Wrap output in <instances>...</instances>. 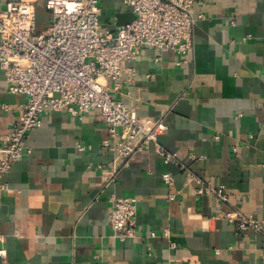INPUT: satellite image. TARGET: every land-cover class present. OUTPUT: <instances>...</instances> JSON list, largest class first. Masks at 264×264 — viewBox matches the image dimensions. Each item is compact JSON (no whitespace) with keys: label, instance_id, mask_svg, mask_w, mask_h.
Wrapping results in <instances>:
<instances>
[{"label":"crops","instance_id":"1","mask_svg":"<svg viewBox=\"0 0 264 264\" xmlns=\"http://www.w3.org/2000/svg\"><path fill=\"white\" fill-rule=\"evenodd\" d=\"M32 1L40 24L48 23L45 0ZM100 7L110 29L134 19L123 0H100ZM193 9L204 17L187 62L143 48L126 63L134 82L115 93L137 103L140 116L166 124L158 141L185 167L164 163L151 146L111 177L107 125L97 112L44 114L25 138L31 152L2 178L0 264H264V229L238 230L226 217L233 210L264 216V0H195ZM9 85L0 69V145L27 99ZM189 173L223 185L227 200L197 193ZM112 196L136 198L135 237L114 234ZM164 228L169 237L148 235Z\"/></svg>","mask_w":264,"mask_h":264},{"label":"built area","instance_id":"2","mask_svg":"<svg viewBox=\"0 0 264 264\" xmlns=\"http://www.w3.org/2000/svg\"><path fill=\"white\" fill-rule=\"evenodd\" d=\"M123 2L135 18L115 29L101 25L100 0H45L49 14L46 24H40L32 0H9L0 8V69L10 83L9 91L27 98L18 120L2 138L0 188L6 186L2 178L11 165L31 152L24 143L28 132L41 124L44 114L55 111L77 118L92 111L98 113L107 125L102 146L112 154L111 177L133 154L151 146L164 163L185 167L175 152L158 141L166 124L140 116L137 103L126 102L115 93H120L124 84L134 82L136 71L126 63L137 60L143 48L171 50L180 57L177 64L187 62L194 28L204 14L194 11L195 0ZM76 147L90 148L81 142ZM163 179L172 184L170 175L165 174ZM188 180L200 184L197 193H211L218 200H227L223 185L213 186L192 173ZM175 196L170 194V198ZM110 202L109 223L114 234L135 237L136 198L112 196ZM226 217L238 230L264 229V216L233 210ZM159 234L169 237L171 233L168 228L148 232L149 236ZM169 245L175 248L176 242L170 240ZM0 256H5L4 249H0Z\"/></svg>","mask_w":264,"mask_h":264},{"label":"water","instance_id":"3","mask_svg":"<svg viewBox=\"0 0 264 264\" xmlns=\"http://www.w3.org/2000/svg\"><path fill=\"white\" fill-rule=\"evenodd\" d=\"M133 17L135 18V15Z\"/></svg>","mask_w":264,"mask_h":264}]
</instances>
